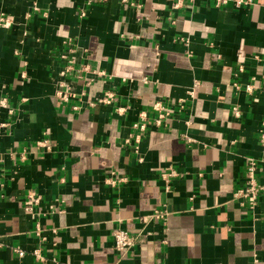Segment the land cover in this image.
I'll return each mask as SVG.
<instances>
[{
    "label": "crops",
    "instance_id": "0c3cea01",
    "mask_svg": "<svg viewBox=\"0 0 264 264\" xmlns=\"http://www.w3.org/2000/svg\"><path fill=\"white\" fill-rule=\"evenodd\" d=\"M174 2L0 0V264H264V187L233 195L248 155L264 183V0Z\"/></svg>",
    "mask_w": 264,
    "mask_h": 264
},
{
    "label": "built area",
    "instance_id": "2783aa9c",
    "mask_svg": "<svg viewBox=\"0 0 264 264\" xmlns=\"http://www.w3.org/2000/svg\"><path fill=\"white\" fill-rule=\"evenodd\" d=\"M228 0H214L215 4L218 5L219 3H225ZM233 4H248L252 2V0H231ZM179 3V0H175L174 5H177ZM66 54H63L65 56ZM68 60V64L65 65L63 68L64 70H68L72 68V64L70 63V59ZM97 73H102V69H94ZM122 78H125L124 76ZM142 81H147L148 77L147 75H143L140 77ZM197 83L196 79L193 80V83L190 87L187 88L188 94L192 95L194 92V85ZM235 86L238 87V82H234ZM64 85V86H63ZM61 86V88L58 89L57 93L61 98H68L71 89L69 85L64 82ZM250 84H246V88H250ZM112 90H106L102 95H99L96 97L98 100H108L112 95ZM177 106L179 108H182L185 103V99L183 96H178L176 99ZM92 103V102H91ZM3 106H7L5 104V101L3 98H0V109ZM152 109H150V116H151V123H154L155 125H162L166 123L167 117L171 114L172 107L168 104H165L161 100L156 99L152 103ZM121 106H117V110H121ZM7 110L10 112L11 108L7 107ZM234 111L237 112V108L234 106ZM148 116V109H142L139 112V119L135 120L133 124L138 127L140 131L145 130L147 127V124L149 123L147 119H145ZM261 119V125L259 129V138L260 142L264 143V115H262ZM189 121V118L187 119ZM6 124V120L0 118V129ZM140 132L135 133L136 137L139 138ZM188 137V136H187ZM258 157L254 155H248L245 161L244 165V179L243 182L236 186L234 189L233 195L238 199V202L242 205H246L250 208H253L258 200V195L260 193V189L264 187V183L259 181L257 179V166H258ZM174 173L173 168H169L168 171H161V177L164 180V187L167 188L170 182V175ZM125 177L123 175H116L114 174L113 170L105 177V180L111 184H116L120 182L121 180H124ZM39 196L36 195L35 199H38ZM51 206V205H50ZM168 211L162 206H156L153 208V210L149 214H144L141 216L142 220H149L150 217H156L159 219H164L166 217ZM135 236L129 232V230L116 226L113 230V245L115 249H118L121 252H125L128 250V248L133 245ZM17 252L19 254H22L23 248H16Z\"/></svg>",
    "mask_w": 264,
    "mask_h": 264
}]
</instances>
